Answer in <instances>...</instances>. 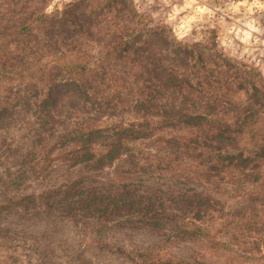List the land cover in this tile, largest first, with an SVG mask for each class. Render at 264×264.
<instances>
[{"label": "rangeland", "instance_id": "374dc122", "mask_svg": "<svg viewBox=\"0 0 264 264\" xmlns=\"http://www.w3.org/2000/svg\"><path fill=\"white\" fill-rule=\"evenodd\" d=\"M128 126L144 136L96 165ZM218 129L240 148L220 161ZM24 159L35 173L8 184ZM116 174L182 178L165 214L187 234L111 214L100 238L61 214L78 178ZM57 187L69 196L49 191L41 210L5 205ZM0 205V264H138L149 245L160 259L264 264V0H0Z\"/></svg>", "mask_w": 264, "mask_h": 264}, {"label": "trees", "instance_id": "16d2710c", "mask_svg": "<svg viewBox=\"0 0 264 264\" xmlns=\"http://www.w3.org/2000/svg\"><path fill=\"white\" fill-rule=\"evenodd\" d=\"M25 24V23H24ZM28 26V25H27ZM26 27V25H24ZM181 87V85H178ZM189 97V96H186ZM190 99V97H189ZM38 121L43 123L48 122V120L43 121V119H47L43 113L34 114ZM44 130V127H43ZM143 131L135 126L124 127L123 130L118 132V135L113 138V141L110 143V148L108 152L102 154L97 160H94L96 165L102 164V162L110 163L113 162V157L119 153V149L121 147H127L129 143H127V139H135L140 136H144ZM217 131L221 132L218 134H214V142L219 143L222 149L228 148L231 150H219L216 152H210L209 156L213 159H217V161L221 160V156L225 152L235 153L240 148L232 143H228L227 140L223 137L224 131L218 129ZM228 133V132H225ZM262 145V144H260ZM224 146V147H223ZM129 149V148H127ZM95 152H83V154H77L75 156L77 161H86L88 159H94L93 156L90 158H86V156ZM131 152V151H130ZM129 152V153H130ZM103 153V152H102ZM128 153V154H129ZM131 155L133 153L131 152ZM93 157V158H92ZM120 157V155L118 156ZM253 160H256L258 157L256 155L251 156ZM26 159L20 162L16 168L11 169L7 168L5 171L7 182L10 185H15L18 187L24 183L25 180L29 179V177L33 176L36 168H38V162L35 164H29ZM224 163H221L220 169L224 168ZM28 165V166H26ZM142 178L144 176H141ZM174 182L169 181V177L162 178L161 176H148V178L143 179L139 183H135L132 180H129L128 177L116 174L114 176H107L106 178L102 177H86L82 176V178H78L75 182H80L76 184L75 191L73 192V199L70 200L66 204L65 210H61V214L63 212L65 216L71 220L76 225H81L83 230L86 231L88 228H95V233H98L99 237L105 232L106 228L109 226L110 216L114 215H127L130 216L126 220L135 222H147L151 224L152 227L160 230V234H170L169 237H176L179 235H186L188 231L178 227L165 213L167 211L166 199H169L170 193H172L171 184L177 182H181L182 178H177L173 176ZM162 179V183L159 181ZM150 180H155L154 182H160L159 184L152 183L151 187L148 188L146 183H151ZM153 182V181H152ZM167 182V183H166ZM183 182V181H182ZM143 183V184H142ZM177 183V185H178ZM81 184V185H79ZM142 184V185H141ZM65 190L61 189V187H57L54 190H44L40 193H28L24 194L20 197L17 195L9 197L5 201V205L10 206L15 204L18 200H20L23 204V208L29 209L31 206L35 208L42 209L41 207L49 206L45 200H42V196H46L47 193L53 192L58 200L63 199V197H68L69 193H66ZM79 193V194H78ZM198 198H201L199 196ZM185 200H189L188 206H192V201H190V197L184 198ZM19 204V205H22ZM1 206V205H0ZM41 206V207H40ZM195 207V206H194ZM1 208V207H0ZM48 211L46 210L45 213ZM51 212V211H50ZM114 212V213H113ZM1 213V210H0ZM52 215L54 212H51ZM97 236V237H98ZM100 241H104V239H99ZM156 245L144 246L141 249H136V254L138 256L137 260H135L138 264H194L193 262L185 259H160L156 258L154 255L152 256V251H154ZM134 258V256H133Z\"/></svg>", "mask_w": 264, "mask_h": 264}]
</instances>
